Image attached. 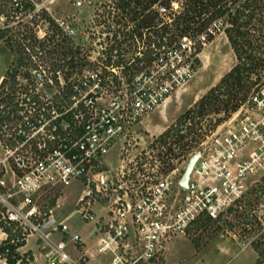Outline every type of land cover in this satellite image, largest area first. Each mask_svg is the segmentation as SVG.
Returning <instances> with one entry per match:
<instances>
[{
    "label": "built area",
    "instance_id": "1",
    "mask_svg": "<svg viewBox=\"0 0 264 264\" xmlns=\"http://www.w3.org/2000/svg\"><path fill=\"white\" fill-rule=\"evenodd\" d=\"M58 1L0 0V48H18L26 64L39 66L41 57L31 55L54 37L50 26L74 38V27L53 14ZM86 3L78 0L74 6ZM153 9L160 28L172 27L183 4ZM227 28L219 19L202 32L148 33L151 41L131 61H89L68 77L57 72L56 81L53 72L35 70L36 86L16 98L12 121L0 117V247L14 246L19 254L18 246L35 238L44 264H151L196 223L241 209L253 177L264 176L262 77L232 117L200 143L187 188L180 186L176 168L163 175L153 148L152 171L142 170L130 187L112 188L103 172L118 144L126 151L150 116L184 92L204 50L217 36L226 37ZM89 66L93 69L85 70ZM76 182L84 188L77 213L94 225V248L70 233L69 217L56 216L58 200ZM8 253H0V259Z\"/></svg>",
    "mask_w": 264,
    "mask_h": 264
},
{
    "label": "rangeland",
    "instance_id": "2",
    "mask_svg": "<svg viewBox=\"0 0 264 264\" xmlns=\"http://www.w3.org/2000/svg\"><path fill=\"white\" fill-rule=\"evenodd\" d=\"M76 1L78 0H59L53 14L56 19H65L69 22L76 30L77 35L70 38L63 34L57 25L54 28L50 26L55 38L46 45H42L47 47V54L45 57L36 60L38 67H41L40 69L37 67V69L49 74V70L59 67L61 76L68 77L69 73L73 71L71 66H77L75 71L82 72L84 65L89 61H107L112 58L127 63L139 53L140 50L136 51L134 48H129V43L120 48V55L117 51L111 50L112 46H118V44L114 45L112 39L114 32L119 28L117 21L125 23L130 19L128 16L129 9H123L124 4H128L127 0H83L87 3L79 9L74 6ZM161 1L163 2V0ZM222 19L224 20L226 17H222ZM129 26L133 27L134 25L130 24ZM159 26L157 27L158 30L160 29ZM170 30L169 34L175 31L173 28ZM148 33L158 36L155 31ZM148 33L143 39L145 45L140 44L143 48L151 41ZM108 38L110 39L108 40ZM120 39L122 40V37ZM104 49L107 52H103ZM100 53L104 57H99ZM21 58L24 67L18 68ZM237 64L227 34L226 37L217 36L204 50L201 60L197 64V74L186 86L184 92L173 97L165 108L157 110L150 116L144 124L142 133L138 135L136 143L127 147L126 151L120 149L121 144H118L107 156L105 160L107 166L104 167L103 172L104 176L115 184L112 188H116V186L130 187L135 184L136 178L142 173V170L147 168L152 171L149 162L150 156H153L152 146L154 142L161 136H166V131L175 125L177 119L192 110L195 103L217 87ZM86 69H93V67L89 66ZM35 70L34 66L26 64V60L18 48L11 46L0 48V84L4 78L7 80L4 89H0V106L11 101V98L18 96L20 98L25 90L30 91L35 88L36 85L33 84ZM260 72V77L264 78V69ZM15 75H17V81L20 82L17 86L13 84ZM256 78V76H252L251 82H254ZM52 94L54 93L51 92L50 95ZM232 115L233 113L230 114L229 118ZM224 118L226 120H223L220 125L229 119L222 111L218 114L210 113L200 120L189 116L183 121V134L186 135L188 128H192L196 122H199L205 136L210 134V131H215L220 126L215 124ZM195 130L193 129L191 137L196 139L198 134ZM204 136L200 137L198 144L205 140ZM199 149L200 146L198 145L185 159L174 161L177 178L183 175L189 159ZM160 168L163 175L171 173L164 170V165L163 168ZM252 180L254 183H252L241 209L232 215H226L219 222L203 220L196 223L185 236L171 241L164 256L151 264H256L258 254L255 252L253 244L260 240L259 237L264 233V222L260 220L264 216V176H255ZM83 190L80 182L66 188L57 202L56 216L59 219L69 217L67 223L70 233L81 235L84 241L85 239L88 241L87 246L94 248L96 242L94 225L84 223L77 213L79 209L77 207L78 200L83 196ZM97 212L100 213L99 209ZM257 222H261V228L257 226ZM55 237L59 239V235H55ZM30 245H34L33 239ZM69 252L75 255L72 247L69 248ZM32 254L26 251L20 255L23 264H34L35 258ZM40 263L42 264L41 260Z\"/></svg>",
    "mask_w": 264,
    "mask_h": 264
},
{
    "label": "trees",
    "instance_id": "3",
    "mask_svg": "<svg viewBox=\"0 0 264 264\" xmlns=\"http://www.w3.org/2000/svg\"><path fill=\"white\" fill-rule=\"evenodd\" d=\"M127 1L128 4H124L123 9H129L128 16L130 19L128 22L134 26L130 27L128 22L122 23L117 21V25L121 26L114 32L113 39L114 45L118 44V46H113L112 49L117 48L120 50L123 45L129 43V48L138 50L140 44L143 43L145 34L152 31H155L161 37L169 34L171 28L175 30V33H188L190 31L202 32L207 26L216 20L222 19V17H226L224 20L229 26L226 34L238 64L222 79L217 87L213 88L207 96L196 102L192 110L180 116L175 125L166 131V136H161L152 146L156 152V157L164 165V170L170 172L175 169L174 161L182 158L185 159L193 149L200 145L202 141L199 144L197 142L201 136H204L202 126H199V122H196L192 128H188V133L184 135L183 121L189 116H193V119L200 120L207 117L210 113L218 114L221 111L227 115L228 119L230 114L236 112L247 100L253 87L260 82V71L264 69V54H262L264 51V0ZM172 1L182 3L183 11L180 15L175 16L172 27L162 26L158 30L157 27L162 23V20L154 11L153 7L157 4L170 6ZM118 36L122 37L121 41H117ZM46 49V46H41L39 51L33 49L31 57H45L47 54ZM29 65L34 66L38 70V66L32 62H29ZM17 67H24L22 58ZM76 68L77 66H71V69H73L71 72H74ZM59 71V67L50 70V72L54 73L53 78L55 81L57 78L55 74ZM252 76L258 78L256 83L251 82ZM17 79V75H15L13 77L14 86L19 85ZM6 83L7 80L4 78L0 84V89H4ZM66 94V98L68 99L71 94L68 90ZM15 101L16 98H11V101L6 102L4 106H0L2 122L10 123L12 121L11 115L18 112L19 103H15ZM33 102H35L34 98H32L30 104ZM223 120H226V118L219 120L215 125H220ZM193 129H196L195 131L198 134L196 139L191 137ZM53 205L56 204L53 203ZM236 211L230 210L228 215H232ZM221 220L222 218H219L215 222ZM260 220L264 222V216ZM257 226L261 228V222H257ZM259 239L252 244L255 252L258 254L256 264H264V233ZM23 246H25V243L18 247L21 248ZM6 251L9 252L6 258L7 264H17L19 260L23 264L20 255L16 253V247H0V253H5Z\"/></svg>",
    "mask_w": 264,
    "mask_h": 264
},
{
    "label": "crops",
    "instance_id": "4",
    "mask_svg": "<svg viewBox=\"0 0 264 264\" xmlns=\"http://www.w3.org/2000/svg\"><path fill=\"white\" fill-rule=\"evenodd\" d=\"M60 200V199H59ZM71 234H77V233H71ZM61 237L59 236V239H60ZM34 240V248H33V246H31L30 244H31V240ZM1 240H3V238H2V236H0V241ZM85 242L87 243V244H89L88 243V241H86V239H85ZM38 247H37V244H36V239L35 238H30L29 240H28V242L25 244V246H23V247H21L20 249H19V254L20 255H22V253H26V251L27 252H30V253H33L32 254V256L35 258V262H34V264H41L40 263V260L42 261V264H44V262H43V260H42V258L39 256V254H38V249H37ZM40 259V260H39ZM0 264H7V262H6V259H0Z\"/></svg>",
    "mask_w": 264,
    "mask_h": 264
},
{
    "label": "water",
    "instance_id": "5",
    "mask_svg": "<svg viewBox=\"0 0 264 264\" xmlns=\"http://www.w3.org/2000/svg\"><path fill=\"white\" fill-rule=\"evenodd\" d=\"M200 155H201V153L198 151L194 155H192L191 158L189 159L187 166L184 170V173L181 177V180L179 182L180 186H182L183 188L188 187V182H189L191 172H192L197 160L199 159Z\"/></svg>",
    "mask_w": 264,
    "mask_h": 264
}]
</instances>
